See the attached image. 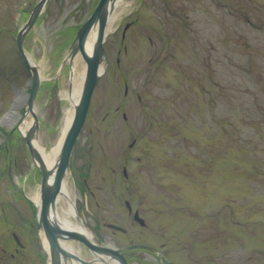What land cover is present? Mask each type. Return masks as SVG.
<instances>
[{"label": "rangeland", "instance_id": "1", "mask_svg": "<svg viewBox=\"0 0 264 264\" xmlns=\"http://www.w3.org/2000/svg\"><path fill=\"white\" fill-rule=\"evenodd\" d=\"M39 1L0 0V239L13 230L5 219L28 226L32 251L23 264L38 243L26 196L42 178L20 130L32 76L15 38ZM98 2L48 0L24 37L43 68L35 108L46 148L71 107L61 93L73 65L60 74L59 67ZM104 47L109 70L96 85L70 175L92 239L161 253H126L133 264H264V0H134Z\"/></svg>", "mask_w": 264, "mask_h": 264}, {"label": "water", "instance_id": "2", "mask_svg": "<svg viewBox=\"0 0 264 264\" xmlns=\"http://www.w3.org/2000/svg\"><path fill=\"white\" fill-rule=\"evenodd\" d=\"M117 1L118 0L99 1L92 15L78 31L76 38L71 45L70 53L61 65L62 69L68 61L71 63V60H73V58L78 53H81L83 59L87 63V74L80 100L75 105V115L72 124L70 125L64 138L53 182H50V177L52 176L54 167L50 168L44 163L43 159L40 156V153L33 144V138L35 137L36 131H38L39 129V120L38 116L34 113V106L37 94L41 86V77L36 65L30 63L23 46L25 35L34 27L37 19L44 11L48 0H40L35 8L30 12L28 21L20 29L17 35L18 51L29 66L33 75L32 88L27 107L28 110L32 111L34 114V124L27 133L23 134V137L30 149L33 161L39 162L38 168L42 174V202L40 208L38 209V217L39 225L43 229L48 241L51 264H93L94 261H102L109 264L112 260H115L118 264H131L123 255L124 251L139 248L148 249L151 251L155 250L153 247L144 244H135L121 249L100 246L93 242L92 239L87 235L76 230L61 226V224L58 223L53 217L56 197L61 191L62 181L64 177L69 173L72 150L86 120L95 86L100 76L104 73V71H106L109 63V57L104 48V41L106 37V26L108 23V18L110 13L113 11ZM95 26H98L97 40L95 42L92 54H88L85 50V44L91 30ZM101 63H104L105 65L104 70H100ZM128 206L131 209L129 204ZM135 218L139 220L141 224H144V221L139 217L138 213L135 215ZM110 226L119 230H124L119 226ZM60 239L76 240L85 244L94 254L95 260L84 261L74 253L65 249L61 245Z\"/></svg>", "mask_w": 264, "mask_h": 264}, {"label": "bare ground", "instance_id": "3", "mask_svg": "<svg viewBox=\"0 0 264 264\" xmlns=\"http://www.w3.org/2000/svg\"><path fill=\"white\" fill-rule=\"evenodd\" d=\"M133 1L134 0H118L116 2L115 7L113 11L110 13L108 18V23L106 26V34H110L114 32L118 22L120 21V18L124 14V11L133 5ZM97 35H98V26H95L91 30L85 44V50L88 54H92L94 50V45L97 40ZM27 56L29 58V61L32 64H35L33 57L28 54ZM71 63L73 65L72 67L73 77L71 80V86L70 88H68V90H65L63 93H61V95L64 98L68 99L71 102V107H69L65 112L63 127L60 136L50 148H46V146L44 145L43 140L40 138L39 131H36L35 137L33 138V144L40 153V156L43 159L44 163L50 168L54 167L52 176L50 177V182H53L54 180L56 167L58 165V161L60 158L64 138L72 123L75 112V105L78 103L81 97L85 78H86L87 64L84 61L81 53H78L73 58V60H71ZM38 69H39L40 77L43 78V68L41 67ZM100 69H104L103 63H101ZM34 113L36 114L35 106H34ZM33 124H34V114L32 111H28V113L25 115L24 119L20 124L21 132L27 133L32 128ZM38 163H39L38 161H35V164ZM27 194L28 197L38 205V207L41 206L42 197H41L40 186L35 188L30 185ZM74 195H75L74 188L72 186V183L70 181V175L68 173L62 181L61 191L60 193H58L56 197L55 209L53 210V217L58 223L61 224V226H64L65 228H69L72 230H76L91 237L92 234L90 230L86 227L84 221L77 220L76 218V216L78 215L76 210V199ZM41 237H42L43 245L47 247V239L45 237L44 232H42ZM60 243L65 249L71 251L77 256L83 255V251L81 250L80 246L76 244V242L70 239H60ZM93 264H108V263H104L102 261L100 262L96 261ZM109 264H118V263L110 262Z\"/></svg>", "mask_w": 264, "mask_h": 264}, {"label": "flooded vegetation", "instance_id": "4", "mask_svg": "<svg viewBox=\"0 0 264 264\" xmlns=\"http://www.w3.org/2000/svg\"><path fill=\"white\" fill-rule=\"evenodd\" d=\"M134 140L136 143L137 138ZM73 157H75V154L73 155ZM72 164L74 168L77 169L75 161H72ZM83 164L84 162L82 163V165ZM89 169H91V164L89 165ZM92 192L93 191L91 190V188H89V191L87 192V197L89 199L91 196H93ZM9 223L11 224V226H13V230L11 229L12 233H9L7 241V236H1L2 239H0V262L5 264L7 262V258L9 257L10 260L14 262V264H23V256H29L26 252L32 251L30 249L32 244V237L30 234L31 232L24 222L21 223L17 219L9 221ZM17 230L18 233L16 232ZM37 251H39L38 243L35 245V248L32 252L33 254H31L32 256L29 259L30 264H42V260L37 254Z\"/></svg>", "mask_w": 264, "mask_h": 264}, {"label": "trees", "instance_id": "5", "mask_svg": "<svg viewBox=\"0 0 264 264\" xmlns=\"http://www.w3.org/2000/svg\"><path fill=\"white\" fill-rule=\"evenodd\" d=\"M1 147V146H0Z\"/></svg>", "mask_w": 264, "mask_h": 264}]
</instances>
